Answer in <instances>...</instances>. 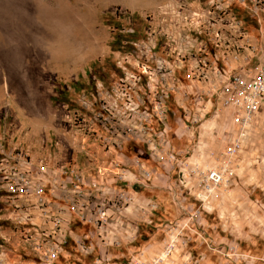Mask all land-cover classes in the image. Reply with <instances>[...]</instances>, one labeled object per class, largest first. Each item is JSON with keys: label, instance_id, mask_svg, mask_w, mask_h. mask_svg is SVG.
<instances>
[{"label": "rangeland", "instance_id": "374dc122", "mask_svg": "<svg viewBox=\"0 0 264 264\" xmlns=\"http://www.w3.org/2000/svg\"><path fill=\"white\" fill-rule=\"evenodd\" d=\"M119 1L0 0V158L17 154L84 163L108 155L101 144H123L109 155L141 158L158 177L132 190L158 208L133 243L108 249L112 264H128L142 250L149 256L161 251L166 226L187 217L167 189L175 188L172 171L156 164L145 144L166 142L183 157L196 155L205 163L217 160L209 151L227 150L236 126L227 109L214 116L206 100L196 101L203 87L186 77L190 58L177 69L178 88L160 100L154 69L157 57L168 58L167 50L164 40L148 32L165 25L161 7L177 1L189 6V0H169L144 14ZM241 13L247 31L264 39V12L260 21L246 9ZM146 61L152 73L143 72ZM157 103L165 109L163 117ZM235 167L230 189L212 210L191 220L168 264H264V108ZM2 178L0 264H43V237L21 218ZM188 205L196 208L199 202L190 198ZM80 230L89 232L86 226ZM95 252L85 254L69 243L55 264H96L102 247Z\"/></svg>", "mask_w": 264, "mask_h": 264}, {"label": "built area", "instance_id": "2783aa9c", "mask_svg": "<svg viewBox=\"0 0 264 264\" xmlns=\"http://www.w3.org/2000/svg\"><path fill=\"white\" fill-rule=\"evenodd\" d=\"M189 2L191 6L177 1L169 9L161 7L160 22L165 25L148 32L151 38L164 40L167 50L168 58L157 57L154 69L162 90L160 100L178 88L177 69L190 58L186 77L192 85L203 87L196 101L206 100L215 110L214 116L227 109L236 133L225 152L209 151L217 160L205 163L196 155L183 157L165 141L157 144L148 139L145 145L151 159L166 165L176 178L175 188L169 185L167 189L187 217L166 226L167 239L161 251L149 256L142 250L131 256L128 264H168L191 220L212 210L215 201L230 189L237 155L264 108V39L247 31L241 15L246 9L260 21L264 0ZM142 68L144 73H152L147 61ZM156 109L157 115H165L162 104L157 103ZM101 145L108 154L106 159L90 158L84 163L35 161L17 154L0 158L2 188L17 202L21 218L29 219L43 237V264H55L69 243L88 255L102 247L96 264H112L108 249L133 243L140 225L158 208L156 202L132 190L136 185L148 187L157 179L156 171L141 158L109 155L123 144ZM190 198L199 206L188 205ZM84 226L89 232L80 230Z\"/></svg>", "mask_w": 264, "mask_h": 264}, {"label": "crops", "instance_id": "0c3cea01", "mask_svg": "<svg viewBox=\"0 0 264 264\" xmlns=\"http://www.w3.org/2000/svg\"><path fill=\"white\" fill-rule=\"evenodd\" d=\"M169 0H121L118 3L133 11L141 14L156 12L158 6Z\"/></svg>", "mask_w": 264, "mask_h": 264}, {"label": "bare ground", "instance_id": "6f19581e", "mask_svg": "<svg viewBox=\"0 0 264 264\" xmlns=\"http://www.w3.org/2000/svg\"><path fill=\"white\" fill-rule=\"evenodd\" d=\"M29 38V37H28ZM19 47V46H18ZM19 50V49H18ZM18 56H19V54H18ZM21 60V59H20Z\"/></svg>", "mask_w": 264, "mask_h": 264}]
</instances>
